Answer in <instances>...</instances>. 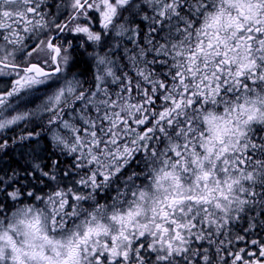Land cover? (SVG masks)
I'll list each match as a JSON object with an SVG mask.
<instances>
[{
	"label": "snow or ice",
	"instance_id": "snow-or-ice-1",
	"mask_svg": "<svg viewBox=\"0 0 264 264\" xmlns=\"http://www.w3.org/2000/svg\"><path fill=\"white\" fill-rule=\"evenodd\" d=\"M10 153L0 264H264V0H0Z\"/></svg>",
	"mask_w": 264,
	"mask_h": 264
},
{
	"label": "trees",
	"instance_id": "trees-1",
	"mask_svg": "<svg viewBox=\"0 0 264 264\" xmlns=\"http://www.w3.org/2000/svg\"><path fill=\"white\" fill-rule=\"evenodd\" d=\"M9 134L12 135V133H9ZM10 156H11V160H9L8 157H5L4 161L3 162H0V163H3L4 165H8V164L12 163L13 166H15V163L14 162H17L18 161L19 164H21V165L24 164V161L18 155H12L10 153Z\"/></svg>",
	"mask_w": 264,
	"mask_h": 264
},
{
	"label": "rangeland",
	"instance_id": "rangeland-1",
	"mask_svg": "<svg viewBox=\"0 0 264 264\" xmlns=\"http://www.w3.org/2000/svg\"><path fill=\"white\" fill-rule=\"evenodd\" d=\"M8 135H10V134H8Z\"/></svg>",
	"mask_w": 264,
	"mask_h": 264
}]
</instances>
